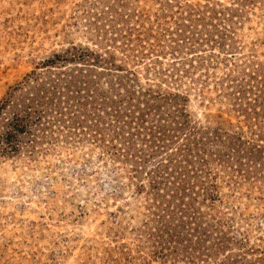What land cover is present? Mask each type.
<instances>
[{
  "label": "rangeland",
  "instance_id": "rangeland-1",
  "mask_svg": "<svg viewBox=\"0 0 264 264\" xmlns=\"http://www.w3.org/2000/svg\"><path fill=\"white\" fill-rule=\"evenodd\" d=\"M0 264H264V0H0Z\"/></svg>",
  "mask_w": 264,
  "mask_h": 264
},
{
  "label": "trees",
  "instance_id": "trees-1",
  "mask_svg": "<svg viewBox=\"0 0 264 264\" xmlns=\"http://www.w3.org/2000/svg\"><path fill=\"white\" fill-rule=\"evenodd\" d=\"M13 96L5 99L0 103V116L8 107H13ZM4 119V118H3ZM2 119V132L0 134V147H4V151L13 153L17 149L18 135L22 134L25 129V122L23 118L19 117L16 113L8 121Z\"/></svg>",
  "mask_w": 264,
  "mask_h": 264
}]
</instances>
